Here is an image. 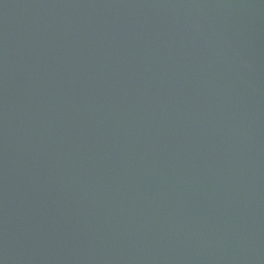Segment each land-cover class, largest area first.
Listing matches in <instances>:
<instances>
[{
	"label": "water",
	"instance_id": "95a60500",
	"mask_svg": "<svg viewBox=\"0 0 264 264\" xmlns=\"http://www.w3.org/2000/svg\"><path fill=\"white\" fill-rule=\"evenodd\" d=\"M0 264H264V0H0Z\"/></svg>",
	"mask_w": 264,
	"mask_h": 264
}]
</instances>
